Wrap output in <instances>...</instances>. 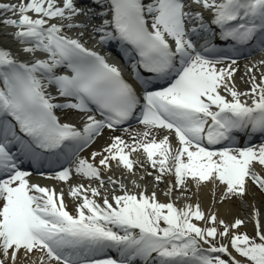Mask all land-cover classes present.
I'll return each instance as SVG.
<instances>
[{
	"label": "snow or ice",
	"instance_id": "obj_1",
	"mask_svg": "<svg viewBox=\"0 0 264 264\" xmlns=\"http://www.w3.org/2000/svg\"><path fill=\"white\" fill-rule=\"evenodd\" d=\"M79 2L84 6L0 0V24L17 29L14 38L25 45L16 54L0 47V264H264L259 210L249 236L239 232L241 219L228 224L215 213L206 216L199 204L181 208L146 189L131 192L102 171L115 162L134 176L146 162L157 183L174 177L166 195L186 190L189 179L222 186L221 202L243 200L250 185L264 192V142L240 145L236 136L264 135V72L257 80L253 64L245 73L250 87L238 90L237 60L219 49L221 42L235 48L258 40L264 50V0ZM93 39L123 49L139 93L88 46ZM57 110L83 114L81 126L62 122ZM134 118L144 130L131 143L114 136L91 153L93 162L79 155L106 129ZM48 155L74 164L48 178L67 183L76 175L97 183L70 185L74 213L63 190L32 183L21 169V157Z\"/></svg>",
	"mask_w": 264,
	"mask_h": 264
},
{
	"label": "bare ground",
	"instance_id": "obj_2",
	"mask_svg": "<svg viewBox=\"0 0 264 264\" xmlns=\"http://www.w3.org/2000/svg\"><path fill=\"white\" fill-rule=\"evenodd\" d=\"M0 31L5 33V32H7L9 30L4 28V29H0ZM257 68L259 69V71H255L254 70V74L257 76V79H258L260 77V73L264 72V65H261L259 63V66ZM246 72H240V73L238 72V74L235 73V76H234L235 85H236L237 89L240 90V91H244L245 90L244 86L249 84L247 82L248 77L245 75ZM237 76H243L241 78V80H240V83L238 82L239 79H238ZM143 130H144L143 127H139L138 129H136L133 132V136H135L136 133L142 132ZM163 135L164 134H160L159 137H162ZM121 137H124L125 140L128 141L129 143L132 142V137L127 136V133L122 134ZM171 142H172L173 147L177 146L176 145V140L171 141ZM92 150H93V148L92 149L90 148L85 154H89ZM132 158L140 160L142 162H144L145 159H146L143 154H139V153H134ZM98 160H99V157L96 160V162H94V163H98ZM102 171H103V176H104L105 180H107V178L109 176H112L114 179H118L120 182H122L129 191H133V189L135 188V186L132 183V181H135V184L139 185V187H138L139 191H142V190L146 189L147 190V194H149V195L152 192H155L156 196H157V199L162 198L163 193H165V192L167 193L168 192L169 185L174 183V177L172 175H166L162 182L157 183L154 180V178H153V176L156 174V170L151 168L146 162L144 163V167L143 168L139 167V170H138V172L140 174H142V176L144 177V178H142L143 181H138L136 179V177H140L141 178V176H138L139 173L136 172V174L133 176V175L127 173V171L124 170L122 167H118L115 162H112V169L110 171L107 170V169H103ZM149 172H152L153 175H148ZM81 183H82V181L79 182L78 184H81ZM106 186L109 187V184H106ZM195 186H197V188ZM195 186H194L195 188L193 189V193H192L193 197L191 198L190 202H188L187 204H191L193 206L199 204L201 208H203L204 206L205 207H209V205H208V203L210 201L209 193H210V191H212L211 194H214V196L217 198V201H218V202H216V208L218 210H225V209L231 208V211L233 212V214L241 212V213H244V214H247V215H249L252 212V209L250 207L249 208H244L246 206H243L241 208L242 211H240L236 206H234L232 204L231 200H225V201L221 202L220 197H221V194H222V191H223V187L222 186H217V185L212 184V183H207V184H202V185L195 184ZM208 186H211L212 189L211 190L208 189ZM151 188H153V190H149ZM188 188H186V190L185 189H176V190H174L170 195H166L165 199L163 200V203H169L172 200H174L175 205L177 207H179L180 206V201H179L178 198H179V196L183 195L184 192L188 190ZM198 191L200 193L198 195H196V193ZM245 198L249 199V198H252V196L247 194ZM254 199H255V201L258 202V197H255ZM187 204H185V205H187ZM258 204H259V202H258ZM259 206H260L261 211H262L259 219H260L261 223H264V205H260L259 204ZM68 210L70 211V209H68ZM74 211H73V213H74ZM229 216L232 218L233 215L231 214ZM252 220H249L248 225L246 226V230L248 232H250V233H254L255 234L254 223H255L256 219H254L253 221ZM230 252H231L232 256L235 257L237 260H241L242 259L241 257H239L238 254L233 253L231 250H230Z\"/></svg>",
	"mask_w": 264,
	"mask_h": 264
},
{
	"label": "rangeland",
	"instance_id": "obj_3",
	"mask_svg": "<svg viewBox=\"0 0 264 264\" xmlns=\"http://www.w3.org/2000/svg\"><path fill=\"white\" fill-rule=\"evenodd\" d=\"M234 67H237L238 68V70H239V67L238 66H234ZM238 77V79H239V83H240V80H241V78L243 77V76H237ZM237 81V80H236ZM238 83V84H239ZM237 84V85H238ZM116 134H113L112 133V136L114 137ZM139 173V172H138ZM138 176H141V177H143L142 176V174H138ZM144 178V177H143ZM138 180H140V181H143V179H141L140 177H138ZM195 182H193L191 179H189L188 181H187V185H186V188H188V190L187 191H185L184 192V194L183 195H181V196H179V201H180V206L179 207H184L185 206V204H187L188 202H190V200H191V198L193 197L192 196V193H193V189L196 187L197 188V186H195ZM195 186V187H194ZM208 189H212V187L211 186H208ZM211 192L212 191H210V193H209V197H210V201H209V203H208V205H209V207H203V208H201V210L205 213V215L207 216V215H209V214H211V213H215L216 215H217V218H218V220H220V219H222V220H224L226 223H228V224H231V223H233L234 222V220L235 219H241V220H243L245 223H244V226H242L240 229H239V232H241V233H247L249 236H254L255 234L254 233H250V232H248L247 230H246V226L248 225V222H249V220H254V219H256V215H255V213H256V211L257 210H259L260 211V213L262 212L261 211V208H260V206H259V204L260 205H264V192H261L258 188H256L255 186H251L250 185V188H249V192H248V195H251L252 196V198H249V199H247V198H245L244 197V199L243 200H241V199H237V198H233V199H231V202H232V204L234 205V206H236L240 211H242L241 210V208L243 207V206H246V207H244V208H251L252 209V212L249 214V215H247V214H244V213H241V212H238V213H235V214H233V212L231 211V208H228V209H225V210H218L217 208H216V202H218L217 201V198L214 196V194H211ZM200 192L198 191L197 193H196V195H198ZM255 197H258V202H259V204H258V202L257 201H255ZM159 201L160 202H163V199H159ZM233 215L232 216V218L229 216V215ZM228 216V217H227ZM230 220V221H229ZM252 220V221H253ZM195 223H197L199 226H201V227H207L208 225H206L203 221H194ZM231 222V223H230ZM219 230H223L222 229V227H220L219 228ZM223 241H225V240H223ZM233 253H236L234 250H232V249H230ZM237 254V253H236ZM225 259H227V257H224Z\"/></svg>",
	"mask_w": 264,
	"mask_h": 264
}]
</instances>
